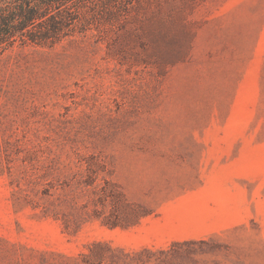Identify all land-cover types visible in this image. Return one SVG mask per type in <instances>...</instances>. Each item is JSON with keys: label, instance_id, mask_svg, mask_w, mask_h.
I'll list each match as a JSON object with an SVG mask.
<instances>
[{"label": "rangeland", "instance_id": "374dc122", "mask_svg": "<svg viewBox=\"0 0 264 264\" xmlns=\"http://www.w3.org/2000/svg\"><path fill=\"white\" fill-rule=\"evenodd\" d=\"M0 264H264V0L6 50Z\"/></svg>", "mask_w": 264, "mask_h": 264}, {"label": "trees", "instance_id": "16d2710c", "mask_svg": "<svg viewBox=\"0 0 264 264\" xmlns=\"http://www.w3.org/2000/svg\"><path fill=\"white\" fill-rule=\"evenodd\" d=\"M131 0H0V56L17 43L53 46ZM110 225L119 221L109 220Z\"/></svg>", "mask_w": 264, "mask_h": 264}]
</instances>
